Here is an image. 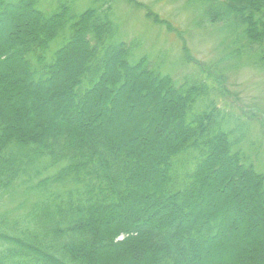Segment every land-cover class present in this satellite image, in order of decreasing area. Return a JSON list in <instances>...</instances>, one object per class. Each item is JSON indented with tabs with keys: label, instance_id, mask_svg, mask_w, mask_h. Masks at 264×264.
<instances>
[{
	"label": "trees",
	"instance_id": "trees-1",
	"mask_svg": "<svg viewBox=\"0 0 264 264\" xmlns=\"http://www.w3.org/2000/svg\"><path fill=\"white\" fill-rule=\"evenodd\" d=\"M75 1L0 0V264H264L250 122ZM198 1L264 68V0Z\"/></svg>",
	"mask_w": 264,
	"mask_h": 264
},
{
	"label": "rangeland",
	"instance_id": "rangeland-1",
	"mask_svg": "<svg viewBox=\"0 0 264 264\" xmlns=\"http://www.w3.org/2000/svg\"><path fill=\"white\" fill-rule=\"evenodd\" d=\"M48 1L41 0V7H49ZM90 1L76 0L75 6L82 10ZM205 5L198 0H115L113 9L122 39L137 38L141 53L161 61L178 84L186 75L203 73L219 106L250 122L244 147L264 173V68L245 54H229L231 38L221 23H209L202 16ZM36 112L39 118L44 116L43 108Z\"/></svg>",
	"mask_w": 264,
	"mask_h": 264
}]
</instances>
